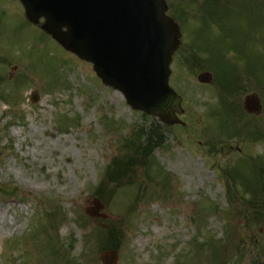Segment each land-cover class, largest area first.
I'll return each mask as SVG.
<instances>
[{"label": "rangeland", "instance_id": "obj_1", "mask_svg": "<svg viewBox=\"0 0 264 264\" xmlns=\"http://www.w3.org/2000/svg\"><path fill=\"white\" fill-rule=\"evenodd\" d=\"M204 1L164 2L180 29L169 85L182 113L130 188L132 179L116 184L105 172L134 128L158 119L104 86L41 29L44 19L35 26L20 2L0 0V264H51L53 239L64 264H99L94 236L110 226L122 232L118 264H264V214L256 220L243 207L253 192L264 197V7L252 16L238 0H219L220 25L203 17ZM203 72L211 84L197 82ZM222 77L242 89L227 107ZM251 93L259 116L242 109ZM96 189L106 193L93 219ZM53 210L62 216L50 218Z\"/></svg>", "mask_w": 264, "mask_h": 264}, {"label": "water", "instance_id": "obj_2", "mask_svg": "<svg viewBox=\"0 0 264 264\" xmlns=\"http://www.w3.org/2000/svg\"><path fill=\"white\" fill-rule=\"evenodd\" d=\"M26 18L40 26L65 50L93 65L104 85L120 92L136 111L172 124L180 98L168 86L169 63L178 46L176 26L164 16L162 0H20ZM201 84L212 76L202 73ZM38 101L37 93L31 102ZM256 94L243 100V110L259 115ZM96 208L90 218L99 217ZM99 264H118L115 251H103Z\"/></svg>", "mask_w": 264, "mask_h": 264}, {"label": "trees", "instance_id": "obj_3", "mask_svg": "<svg viewBox=\"0 0 264 264\" xmlns=\"http://www.w3.org/2000/svg\"><path fill=\"white\" fill-rule=\"evenodd\" d=\"M222 76V75H221ZM233 80V82H231ZM223 84V89L225 90V96L220 99V104L223 107H227L228 101L230 96L235 97L236 94L241 91V87L238 84V78L234 77L233 79L226 80L224 77L220 80ZM234 84V86H232ZM224 104H226L224 106ZM62 122V121H61ZM113 122H109V125H112ZM164 134L163 126L158 123H155L154 126L149 128H139L136 126L132 133L128 135L126 139H124L122 151L123 154L121 156L114 157V159L109 163V170L105 172L107 177L115 178L112 181L116 184H120L122 179H132L134 181L136 178L131 177L130 175L135 173L137 170L135 167L143 160V156L146 159V171H148V166H152L154 164V159L151 156V153L155 147L159 145L161 142L162 136ZM154 173H153V180H154ZM105 181V180H104ZM106 182V181H105ZM153 182V181H152ZM102 183H104L102 181ZM105 186V184H104ZM242 187L249 188L248 185H244ZM261 188L264 189V185H261ZM242 190V189H241ZM97 191V193H96ZM95 194L101 200L102 196L101 193H106L101 189H96ZM136 199L135 202H137ZM243 201V199H242ZM246 205L249 206L248 212H251V217L258 220L261 219L262 215L264 214V197L260 194L253 192L251 197L244 201ZM135 205L132 206V208ZM244 207V206H243ZM53 215L50 218H59L61 217V213L57 210H53ZM51 212L48 214L50 215ZM61 215V216H60ZM79 223V221H78ZM80 225V223H79ZM121 229L119 227H111L106 232V235H95L94 239L96 238L97 243L102 241L100 247L97 248V252L104 251V250H115L118 251L119 249V235H121ZM88 237V236H87ZM86 237V238H87ZM48 250L50 253V257L52 259L51 264H64V260L60 257L61 252L64 250L62 244L56 239L48 240ZM60 260V261H59ZM66 262V261H65Z\"/></svg>", "mask_w": 264, "mask_h": 264}, {"label": "flooded vegetation", "instance_id": "obj_4", "mask_svg": "<svg viewBox=\"0 0 264 264\" xmlns=\"http://www.w3.org/2000/svg\"><path fill=\"white\" fill-rule=\"evenodd\" d=\"M240 4V9L248 11L252 16L256 15V12L259 9L261 4L264 7V0H238ZM235 9H230L233 11ZM224 12V9L221 8V15ZM255 25V19L252 18V27Z\"/></svg>", "mask_w": 264, "mask_h": 264}, {"label": "bare ground", "instance_id": "obj_5", "mask_svg": "<svg viewBox=\"0 0 264 264\" xmlns=\"http://www.w3.org/2000/svg\"><path fill=\"white\" fill-rule=\"evenodd\" d=\"M184 160V162L187 164V165H189V163H188V161L186 160V159H183ZM195 171H197V170H195Z\"/></svg>", "mask_w": 264, "mask_h": 264}]
</instances>
